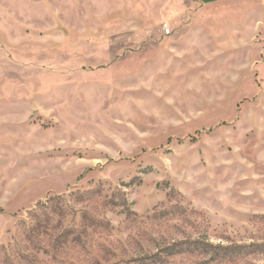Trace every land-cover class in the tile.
I'll return each instance as SVG.
<instances>
[{
    "label": "rangeland",
    "instance_id": "374dc122",
    "mask_svg": "<svg viewBox=\"0 0 264 264\" xmlns=\"http://www.w3.org/2000/svg\"><path fill=\"white\" fill-rule=\"evenodd\" d=\"M236 19L0 0V264H264V87Z\"/></svg>",
    "mask_w": 264,
    "mask_h": 264
},
{
    "label": "crops",
    "instance_id": "0c3cea01",
    "mask_svg": "<svg viewBox=\"0 0 264 264\" xmlns=\"http://www.w3.org/2000/svg\"><path fill=\"white\" fill-rule=\"evenodd\" d=\"M201 10H237L238 51L251 45L253 73L264 87V0H192ZM247 45V46H246Z\"/></svg>",
    "mask_w": 264,
    "mask_h": 264
},
{
    "label": "built area",
    "instance_id": "2783aa9c",
    "mask_svg": "<svg viewBox=\"0 0 264 264\" xmlns=\"http://www.w3.org/2000/svg\"><path fill=\"white\" fill-rule=\"evenodd\" d=\"M164 32H165L166 35L170 34V28L167 25L164 26Z\"/></svg>",
    "mask_w": 264,
    "mask_h": 264
}]
</instances>
